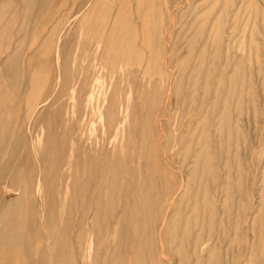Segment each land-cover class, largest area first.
<instances>
[{"label":"rangeland","instance_id":"1","mask_svg":"<svg viewBox=\"0 0 264 264\" xmlns=\"http://www.w3.org/2000/svg\"><path fill=\"white\" fill-rule=\"evenodd\" d=\"M187 1L0 0V264H264V0Z\"/></svg>","mask_w":264,"mask_h":264},{"label":"bare ground","instance_id":"2","mask_svg":"<svg viewBox=\"0 0 264 264\" xmlns=\"http://www.w3.org/2000/svg\"><path fill=\"white\" fill-rule=\"evenodd\" d=\"M90 1V0H89ZM95 1V0H94ZM118 2H117V4H119V7H120V10L118 11L119 13H118V18H117V21H118V23L120 24V26L121 27H123L124 26V24L125 23H127V22H130V20H132V18H130L129 17V14H130V10H131V7H132V4L134 3L136 6H137V9H138V7H139V5H138V2H139V0H117ZM169 1L170 0H145V4L143 5V6H145L146 8H145V15H147L148 14V17L150 18V19H152V17H157V16H155V12H156V10L158 9V7L159 6H161V4H163V3H165V4H167L168 5V3H169ZM174 1V0H173ZM189 1V0H188ZM187 1V2H188ZM194 1V0H193ZM204 2H202V3H200V2H197V3H194V10H199L200 8H202V7H204L205 5H206V7H209V5H210V3H211V1H214V0H203ZM180 2H181V0H180ZM224 2V1H223ZM240 2H242V1H240ZM191 3V2H190ZM220 2L218 1V0H216L215 1V6H214V9H212L213 11H215L216 10V8H217V6H218V4H219ZM259 3H262L260 0H244L243 1V7H244V9H245V11L246 10H250V13H251V24H253V25H255L254 24V22L255 21H257V16L259 15ZM169 4H171V2L169 3ZM173 4V3H172ZM181 4H182V2H181ZM180 4V5H181ZM186 4H188V3H186ZM213 4V3H212ZM240 4V3H239ZM263 4V3H262ZM164 5V4H163ZM192 5V4H191ZM190 5V6H191ZM165 6V5H164ZM171 6V5H170ZM179 6V5H178ZM189 6V7H190ZM229 7H232L231 6V4H230V1L229 0H225V2L222 4V6H221V8H220V13H219V15L217 16V15H214V19H215V21H214V23H216V25H221V24H225V22H226V19H227V17H226V9H228ZM167 8V7H166ZM260 8H262V7H260ZM142 9V8H141ZM161 10H162V8H160ZM164 9H165V7H164ZM163 9V10H164ZM168 9V8H167ZM167 9H165V10H167ZM175 9V8H174ZM38 10V9H37ZM161 10L160 11H158L157 10V12H160L159 14L160 15H158V17L156 18V20H160V18L162 19V17H164V15L163 16H161ZM184 10V9H183ZM194 10H193V12H194ZM168 11V10H167ZM176 11V10H175ZM181 11H182V9H181ZM203 11V10H202ZM260 11H262V10H260ZM132 12V11H131ZM137 12H139V11H137ZM169 12H170V10H169ZM169 12H166L167 14L169 13ZM185 12V11H184ZM192 12V11H191ZM193 12H192V15H193ZM242 12V11H241ZM244 12V11H243ZM133 13V12H132ZM165 13V12H164ZM170 14V13H169ZM168 14V15H169ZM172 14V13H171ZM180 15H181V12L179 13ZM83 15H84V13H83ZM133 15H134V13H133ZM157 15V14H156ZM166 15V14H165ZM210 16V15H209ZM240 16H241V14H240ZM91 17V16H90ZM167 17V16H166ZM169 17V16H168ZM174 17V16H173ZM179 17H181V16H179ZM262 17H263V20H264V13H263V15H262ZM116 18V17H115ZM171 18V17H170ZM169 18V19H170ZM194 19H196L197 18V16H196V18H195V16L193 17ZM209 18V17H208ZM130 19V20H129ZM134 19V18H133ZM167 19V18H166ZM168 19V20H169ZM262 19V18H261ZM116 20V19H115ZM174 20V19H173ZM185 20H187V19H185ZM198 20H200L201 21V18L199 17L198 18ZM116 21V22H117ZM133 21V20H132ZM163 21V20H162ZM170 21V20H169ZM234 21V20H233ZM70 22V21H69ZM87 22V21H86ZM179 22V21H178ZM115 23V22H114ZM168 23V22H167ZM105 26V25H104ZM111 26V25H110ZM113 26H114V24H113ZM113 26H112V29H113ZM117 26V25H116ZM133 27H134V25H132ZM184 26V25H183ZM245 26H248L247 24L245 25ZM8 27V26H7ZM60 27H62V26H60ZM130 28H131V26H130ZM132 30V29H131ZM49 31V30H48ZM111 32V31H110ZM121 33H122V31H120ZM119 32V33H120ZM253 32V31H252ZM8 33V32H7ZM56 33V32H55ZM230 33V32H229ZM254 33V32H253ZM255 34V33H254ZM253 34V35H254ZM66 35V34H65ZM114 35V34H113ZM86 36V35H85ZM107 36V35H106ZM109 37H111V35L109 36ZM108 37V38H109ZM131 37H133V35L131 36ZM216 37H218V36H216ZM243 37H244V39H246L247 40V34H243ZM219 38H221V37H219ZM131 39V38H130ZM134 40V39H133ZM246 40H245V42H246ZM249 40V39H248ZM219 41H220V39H219ZM228 41V40H227ZM130 42V41H129ZM133 42V41H132ZM215 42V41H214ZM221 42V41H220ZM229 43V42H228ZM231 43H233L232 41H230V44ZM40 44V43H39ZM232 45V44H231ZM229 46V45H228ZM232 47V46H231ZM239 47H240V49H241V46L239 45ZM99 48V47H98ZM245 49V46H243V48H242V50H244ZM43 50V49H42ZM229 51V50H228ZM227 51V52H228ZM246 51V49L244 50V51H242V53L243 52H245ZM248 51V50H247ZM246 51V52H247ZM38 52V51H37ZM40 52V51H39ZM105 52V51H104ZM249 52V51H248ZM56 53V52H55ZM40 55V54H39ZM41 55H42V53H41ZM58 56H59V54H58ZM39 58V57H38ZM61 57L59 56V58H58V61H57V63H56V65H55V67H57L58 68V66L60 65V63H59V59H60ZM45 59V58H44ZM41 60H43V59H41ZM61 62V61H60ZM35 66H37V65H35ZM41 66V65H40ZM60 67V66H59ZM59 69V68H58ZM57 73H58V71H56ZM55 74V73H54ZM56 76V74L54 75V77ZM59 77V76H58ZM56 78V77H55ZM58 79V78H57ZM55 81H56V79H55ZM57 82V81H56ZM60 82V81H59ZM49 84V83H48ZM47 84V85H48ZM55 85V84H54ZM57 85V84H56ZM58 85H60V84H58ZM50 90V89H49ZM51 94V93H50ZM42 98V96L40 97V99ZM45 97H43L42 99H44ZM130 98V97H129ZM45 100V99H44ZM125 122V121H124ZM126 123V122H125ZM120 132V131H119ZM26 133H27V131H26ZM122 133V132H121ZM30 134V133H29ZM114 134V133H113ZM25 136H28V133H27V135H25ZM31 136V135H30ZM25 144H26V142H25ZM48 148V147H47ZM125 149V148H124ZM131 151V150H130ZM58 153V152H57ZM132 154V153H131ZM99 178V177H98ZM80 179V178H79ZM14 226V225H13ZM13 229V228H12ZM9 235V234H8ZM10 236V235H9ZM10 239V238H9ZM9 240L8 239H6V243H8L9 244ZM11 244V243H10ZM9 244V245H10Z\"/></svg>","mask_w":264,"mask_h":264}]
</instances>
